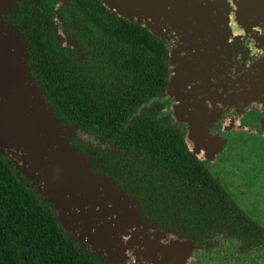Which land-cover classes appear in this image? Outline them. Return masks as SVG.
Segmentation results:
<instances>
[{
	"label": "flooded vegetation",
	"instance_id": "obj_1",
	"mask_svg": "<svg viewBox=\"0 0 264 264\" xmlns=\"http://www.w3.org/2000/svg\"><path fill=\"white\" fill-rule=\"evenodd\" d=\"M8 1L0 25L12 43L27 46L37 80L31 58L41 36L88 62L74 0ZM242 2L222 0L220 37L209 31L202 47L179 48L185 56L170 88L169 56L164 88L161 80H148L149 95L139 108L170 126L165 130L173 145L169 152L144 150L139 195L105 174V160L97 154L99 148L122 154L131 175L135 155L129 148L87 139L60 121L93 169L139 206L140 243L150 248L142 255L126 247L121 257H105L111 264H153L155 258L169 264H264V25L246 13L239 18Z\"/></svg>",
	"mask_w": 264,
	"mask_h": 264
},
{
	"label": "trees",
	"instance_id": "obj_2",
	"mask_svg": "<svg viewBox=\"0 0 264 264\" xmlns=\"http://www.w3.org/2000/svg\"><path fill=\"white\" fill-rule=\"evenodd\" d=\"M73 5L90 59L77 60L61 51L56 39L49 38L47 45L41 36L31 58L38 81L62 124L79 128L87 139L129 148L135 155L131 175L122 154L100 148L97 154L105 160V174L139 195L144 150L169 152L173 145L171 132L165 130L170 126L139 108L149 95L148 80H161L160 87L165 86L166 46L149 28L121 17L100 0H74ZM71 140L79 146L76 138ZM0 264H111L66 233L53 205L2 152Z\"/></svg>",
	"mask_w": 264,
	"mask_h": 264
},
{
	"label": "water",
	"instance_id": "obj_3",
	"mask_svg": "<svg viewBox=\"0 0 264 264\" xmlns=\"http://www.w3.org/2000/svg\"><path fill=\"white\" fill-rule=\"evenodd\" d=\"M7 1L0 3V15L9 9ZM101 1L162 40L169 56V88L180 56H185L179 48L202 47L209 31L220 37L222 0ZM242 5L240 19L246 13L264 25V0H243ZM27 50L21 41L12 43L0 25V152L53 205L66 233L93 253L111 259L113 255L121 257L127 247L143 255L150 246L140 243L139 206L109 177L95 171L74 146L71 130L60 124L29 69ZM134 234L137 243L132 241ZM153 264L169 263L155 258Z\"/></svg>",
	"mask_w": 264,
	"mask_h": 264
}]
</instances>
